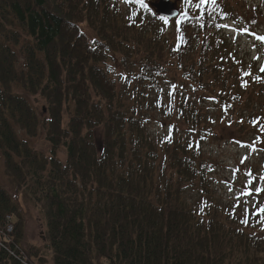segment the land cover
Wrapping results in <instances>:
<instances>
[{
	"label": "trees",
	"instance_id": "obj_1",
	"mask_svg": "<svg viewBox=\"0 0 264 264\" xmlns=\"http://www.w3.org/2000/svg\"><path fill=\"white\" fill-rule=\"evenodd\" d=\"M219 9L191 11L172 43L151 11L124 20L111 0H0V164L17 191L0 185V264H49L25 234L26 200L45 218L53 264H264V233L226 214L211 188L198 146L213 123L202 109L179 105L186 140L158 141L146 130L141 88L173 59L219 106V122L232 115L264 138V72L222 35ZM15 28L32 43L22 67ZM111 54L141 101L119 90ZM16 87L47 102L49 156L20 136L35 137L42 121ZM189 189L202 211L188 205Z\"/></svg>",
	"mask_w": 264,
	"mask_h": 264
},
{
	"label": "rangeland",
	"instance_id": "obj_2",
	"mask_svg": "<svg viewBox=\"0 0 264 264\" xmlns=\"http://www.w3.org/2000/svg\"><path fill=\"white\" fill-rule=\"evenodd\" d=\"M111 1L124 20L137 22L146 14L134 0L132 3H126L125 0ZM159 1L161 0H144L154 15L152 4ZM170 1L178 2L180 15L185 11L184 0ZM218 6L221 9L219 16L223 19L220 24L222 35L234 47L235 52L246 59L244 61L247 65L250 67L256 65L263 73L264 41L257 40L256 36H264V0H216L214 5L209 4L204 10H216L219 9ZM175 21L169 20L167 26L159 22L161 30L164 31L163 35L169 37L172 43L178 38ZM223 25L229 27L225 28ZM15 31L19 35V42L15 44L14 49L22 67L27 45L32 43L31 39L20 29L15 28ZM82 31L92 42L95 40L87 27L84 26ZM106 66H110V72L116 77L119 90L127 102L133 105L132 99H134L142 100L143 104H146L144 109L147 121L146 130L154 140L161 141L170 138L186 140L189 135L180 121L179 105L184 103L185 108L189 109V103H191L192 106L202 109L204 116L213 123L214 128L212 127L211 134L199 142L198 148L202 160L210 167L209 179L216 200L220 201L226 214L236 217L240 223L247 219V224H241L253 231L252 234L264 233V218L256 214L258 207H264V138L256 137L255 133L248 128L242 130L232 115L222 114L219 122L218 117L216 118L219 106L186 80L185 74L179 70V66L173 59L166 64L165 68L162 67L164 74L157 83L141 88L144 92V98L141 100L135 96L137 94L136 85L127 82L125 69L121 66L118 56L109 55ZM15 90L29 100L42 121L35 137H30L21 131V138L41 155L49 156L47 127L43 121L47 116V102L43 98L29 96L17 87ZM138 109H140L139 102L134 105L135 112ZM102 137L103 130H97V141L99 142ZM58 157L66 163V150L61 149ZM0 185L10 194L15 195L17 192L13 179L5 170L3 159L0 164ZM248 191L251 195L243 194ZM186 199L192 209L197 212L202 211V206L199 205L201 198L197 191L189 189ZM23 208L26 217L25 234L28 241L41 250L42 256L49 264H53L54 254L49 247L48 230L43 214L28 200ZM33 263L39 264L37 260Z\"/></svg>",
	"mask_w": 264,
	"mask_h": 264
},
{
	"label": "snow or ice",
	"instance_id": "obj_3",
	"mask_svg": "<svg viewBox=\"0 0 264 264\" xmlns=\"http://www.w3.org/2000/svg\"><path fill=\"white\" fill-rule=\"evenodd\" d=\"M125 2L126 3H132L133 0H125ZM134 2L136 4H138L140 6V8L143 9L144 11H151V9L149 8V5L147 3H145L144 0H134ZM184 3L186 5L185 11L175 21V29L177 32L181 31V27H180L181 24L190 22V20L192 19L191 11H197L198 13L202 14L203 10L209 4L214 5L216 3V0H184ZM158 18L163 22L164 25H166V26L169 25V19L167 17L158 16ZM201 26H203V25H201ZM223 27L228 28L229 26L223 25ZM244 31L246 32L247 30L245 29ZM256 39L260 40V41H264V36H256ZM183 42H184V37H180L178 40V44L183 46ZM175 50L179 51L180 47H177ZM262 71H264V68H262ZM249 75H250V73H249ZM257 79H259V78L257 77ZM173 87H175V86H173ZM246 187H247V185H246ZM257 191H260V189H257ZM243 194L244 195H251V192L248 191V192H245ZM256 214H257V216L264 218V207H258L256 209ZM241 223L247 224V219L242 220Z\"/></svg>",
	"mask_w": 264,
	"mask_h": 264
},
{
	"label": "water",
	"instance_id": "obj_4",
	"mask_svg": "<svg viewBox=\"0 0 264 264\" xmlns=\"http://www.w3.org/2000/svg\"><path fill=\"white\" fill-rule=\"evenodd\" d=\"M152 7L157 16H165L170 20L177 19L180 15L177 4L170 0H161L152 4Z\"/></svg>",
	"mask_w": 264,
	"mask_h": 264
}]
</instances>
